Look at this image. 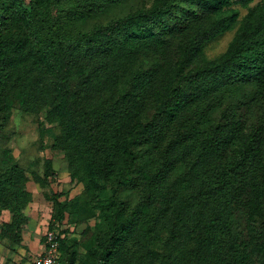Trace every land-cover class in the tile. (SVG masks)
<instances>
[{
  "label": "trees",
  "instance_id": "obj_1",
  "mask_svg": "<svg viewBox=\"0 0 264 264\" xmlns=\"http://www.w3.org/2000/svg\"><path fill=\"white\" fill-rule=\"evenodd\" d=\"M127 1L0 0V237L25 246L34 181L47 228L94 226L82 259L61 230L60 264H264V0L215 58L204 46L252 0ZM15 106L60 126L82 193L48 189L50 158L19 163Z\"/></svg>",
  "mask_w": 264,
  "mask_h": 264
},
{
  "label": "rangeland",
  "instance_id": "obj_2",
  "mask_svg": "<svg viewBox=\"0 0 264 264\" xmlns=\"http://www.w3.org/2000/svg\"><path fill=\"white\" fill-rule=\"evenodd\" d=\"M153 0H128L119 6V10L126 12L143 6H149ZM258 0H252L248 5L240 2L231 4L232 10L238 13L237 20L216 37L210 39L203 49V55L207 58H215L226 50L230 41L234 37L240 25L241 19L246 14L248 7L255 4ZM5 132L9 135L8 145L19 161V163L29 170L43 172L46 158L52 160L56 169L48 189L54 191H63V195L73 197L84 190L81 182L72 180L67 168V158L62 150L52 148L51 144L56 134L60 132V126L57 123H41L40 115L26 112L20 107L13 108V114L9 124L5 127ZM4 144H6L4 142ZM3 143L0 141V146ZM29 187L34 193V201L28 209L30 221L25 227L24 244L11 242L5 237H0V264L9 261V264H26L27 261L38 253L41 238L43 237L47 226L54 220L50 216L51 203L45 198L43 191L34 181H30ZM90 226L95 224V218L88 221ZM86 223L75 224L64 221L57 224L56 228L68 229V237H75L80 242L78 248V257L82 259L85 254V248L82 242L93 233V228L85 232ZM42 243V242H41ZM26 260V261H25ZM81 260L77 262L80 264Z\"/></svg>",
  "mask_w": 264,
  "mask_h": 264
},
{
  "label": "built area",
  "instance_id": "obj_3",
  "mask_svg": "<svg viewBox=\"0 0 264 264\" xmlns=\"http://www.w3.org/2000/svg\"><path fill=\"white\" fill-rule=\"evenodd\" d=\"M61 230L54 228H47L43 240L40 242V248L37 254H34L26 264H60V237Z\"/></svg>",
  "mask_w": 264,
  "mask_h": 264
},
{
  "label": "crops",
  "instance_id": "obj_4",
  "mask_svg": "<svg viewBox=\"0 0 264 264\" xmlns=\"http://www.w3.org/2000/svg\"><path fill=\"white\" fill-rule=\"evenodd\" d=\"M39 251L42 250L41 248L38 249Z\"/></svg>",
  "mask_w": 264,
  "mask_h": 264
}]
</instances>
